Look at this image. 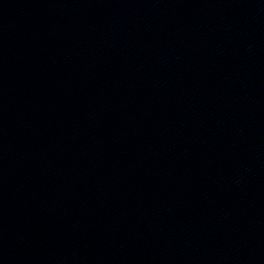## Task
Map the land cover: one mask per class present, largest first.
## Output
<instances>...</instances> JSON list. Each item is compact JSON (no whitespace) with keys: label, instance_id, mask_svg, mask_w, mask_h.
<instances>
[{"label":"water","instance_id":"95a60500","mask_svg":"<svg viewBox=\"0 0 264 264\" xmlns=\"http://www.w3.org/2000/svg\"><path fill=\"white\" fill-rule=\"evenodd\" d=\"M0 264H264V0H0Z\"/></svg>","mask_w":264,"mask_h":264}]
</instances>
